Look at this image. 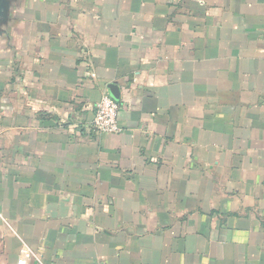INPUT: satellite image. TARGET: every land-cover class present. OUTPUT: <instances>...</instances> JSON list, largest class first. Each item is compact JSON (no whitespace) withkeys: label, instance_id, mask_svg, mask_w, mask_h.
<instances>
[{"label":"crops","instance_id":"0c3cea01","mask_svg":"<svg viewBox=\"0 0 264 264\" xmlns=\"http://www.w3.org/2000/svg\"><path fill=\"white\" fill-rule=\"evenodd\" d=\"M103 95L118 134L94 128ZM24 246L26 264H264V0H7L0 264Z\"/></svg>","mask_w":264,"mask_h":264},{"label":"built area","instance_id":"2783aa9c","mask_svg":"<svg viewBox=\"0 0 264 264\" xmlns=\"http://www.w3.org/2000/svg\"><path fill=\"white\" fill-rule=\"evenodd\" d=\"M119 105L108 95H103L93 120L95 130L100 134H118L121 129L118 124ZM35 257V254L24 246L21 258L17 264H26V261Z\"/></svg>","mask_w":264,"mask_h":264},{"label":"water","instance_id":"95a60500","mask_svg":"<svg viewBox=\"0 0 264 264\" xmlns=\"http://www.w3.org/2000/svg\"><path fill=\"white\" fill-rule=\"evenodd\" d=\"M6 10H7V0H0V18L5 16ZM110 95L116 100L119 99V92H117L116 87L111 89Z\"/></svg>","mask_w":264,"mask_h":264}]
</instances>
